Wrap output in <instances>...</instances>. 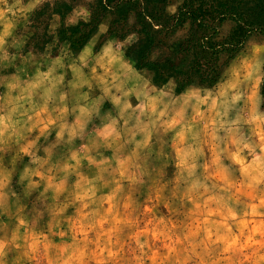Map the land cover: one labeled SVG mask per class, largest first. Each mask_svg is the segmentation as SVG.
Wrapping results in <instances>:
<instances>
[{
  "label": "clouds",
  "instance_id": "clouds-1",
  "mask_svg": "<svg viewBox=\"0 0 264 264\" xmlns=\"http://www.w3.org/2000/svg\"><path fill=\"white\" fill-rule=\"evenodd\" d=\"M9 36L0 264H264V47L158 106L115 41L17 62Z\"/></svg>",
  "mask_w": 264,
  "mask_h": 264
},
{
  "label": "trees",
  "instance_id": "trees-1",
  "mask_svg": "<svg viewBox=\"0 0 264 264\" xmlns=\"http://www.w3.org/2000/svg\"><path fill=\"white\" fill-rule=\"evenodd\" d=\"M171 2L46 0L32 12L34 33L28 43L42 50L54 40V46L67 45L77 54L109 17L108 29L95 51L112 36L126 42L124 54L136 69L147 70L159 87L175 80L179 94L193 84L215 86L246 41L253 35L264 37V0H181L174 13L167 9ZM83 4L88 17L67 24L66 18ZM55 15L60 23L50 32ZM225 25L229 29L224 33Z\"/></svg>",
  "mask_w": 264,
  "mask_h": 264
},
{
  "label": "rangeland",
  "instance_id": "rangeland-1",
  "mask_svg": "<svg viewBox=\"0 0 264 264\" xmlns=\"http://www.w3.org/2000/svg\"><path fill=\"white\" fill-rule=\"evenodd\" d=\"M44 1L46 0H6V3L0 4V35H3L4 33L10 34L9 38L14 41V46L9 47L8 52L10 55L17 57V62H19L20 57H31L33 61L38 62L45 57L54 59L56 56H62L66 52H68L70 55H76L68 49L67 45H61L58 47L54 46L52 44L54 43V40L48 43L42 50L34 48L33 44L28 43L29 37L34 33V29L30 26V18L32 12L35 7H37ZM180 2L181 0H172L170 8H167L168 11L170 13H174L177 10ZM88 14L89 12L86 5H80L74 10L72 14H70L69 17L66 18V23L73 24L71 22L74 21L75 23L79 18H86L88 17ZM109 20L110 18L107 17L97 33L91 38V40L85 45V47L89 48L90 51L94 53L102 52L109 43L115 41V44L113 45L114 53H116L119 58L125 62V68L128 70L129 67L131 74L142 81L143 89L146 93H148L149 95L159 94L154 95L158 106H167L171 104L172 101L180 103L181 95L175 93V80H170L166 85L162 87L156 86L152 82V75L147 70L136 69L134 67V62L125 56L123 47L126 42H119L116 37L112 36L107 38L102 43L98 51H95V47L98 46L102 39V36L108 29ZM59 23L60 19L53 17V19L50 21L49 31L53 32L59 26ZM228 29L229 26L225 25L223 28V32H227ZM258 43L264 46V37L260 35L251 36L246 41L244 48L240 51V53L227 65L220 81L215 86L203 87L216 90L218 85L228 82V80L230 79V74L233 72L235 66L243 65L244 63H246L250 55L254 57V51L251 49V46ZM83 49L80 52H82ZM7 71L12 72L14 71V68L10 67L7 69ZM192 86H197V84H193ZM105 106L107 107V105ZM261 106L264 107V104H262ZM147 207H150V205H145L146 212ZM161 211L163 212L165 210L161 207ZM253 219L256 218L253 217Z\"/></svg>",
  "mask_w": 264,
  "mask_h": 264
},
{
  "label": "crops",
  "instance_id": "crops-1",
  "mask_svg": "<svg viewBox=\"0 0 264 264\" xmlns=\"http://www.w3.org/2000/svg\"><path fill=\"white\" fill-rule=\"evenodd\" d=\"M170 6H171V3L168 5V8H170ZM69 16H70V15H69ZM69 16H68V17H69ZM54 18H59V19H60V17H59L58 15H55ZM105 20H106V18L104 19V21H105ZM104 21H103V22H104ZM103 22L100 24V27L102 26ZM100 27H99V28H100ZM251 47H252L251 49L254 51V57H258V56L260 55V53H261V48L264 47V46H263L262 44H259V43H258V44H253ZM257 48H259V50H260L259 53L256 52V49H257ZM247 61H248V60H247ZM244 64H245V63H244ZM240 66H242V65L235 66L234 69H236V68H238V67H240ZM126 67H128V66H126ZM234 69H233V70H234ZM127 71L130 72L129 67H128V70H127ZM130 73H131V72H130ZM184 91H185V90H184ZM184 91H183V92H184ZM183 92L179 93L178 95H181Z\"/></svg>",
  "mask_w": 264,
  "mask_h": 264
},
{
  "label": "bare ground",
  "instance_id": "bare-ground-1",
  "mask_svg": "<svg viewBox=\"0 0 264 264\" xmlns=\"http://www.w3.org/2000/svg\"><path fill=\"white\" fill-rule=\"evenodd\" d=\"M256 52H257V53H259V52H260L259 48H257V49H256Z\"/></svg>",
  "mask_w": 264,
  "mask_h": 264
}]
</instances>
